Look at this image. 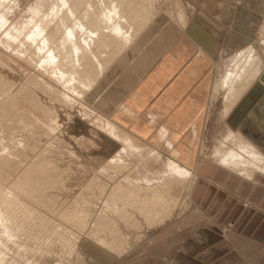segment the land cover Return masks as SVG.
Segmentation results:
<instances>
[{
    "label": "rangeland",
    "instance_id": "obj_1",
    "mask_svg": "<svg viewBox=\"0 0 264 264\" xmlns=\"http://www.w3.org/2000/svg\"><path fill=\"white\" fill-rule=\"evenodd\" d=\"M95 1L92 0L91 16L95 10ZM140 1L133 0L128 5L126 16L129 15V18H123L119 23L128 41L125 43L120 39L121 49L109 61V65L104 64L103 58L107 61V57L113 53L112 36L109 34L108 37L99 39L100 42L87 38L88 43L93 44L91 48H85V53L96 61L102 59V64H96L92 71L98 79L97 84L83 95L78 84L87 78L77 77L75 65L68 63L73 66L66 73L68 80L60 77L54 71L58 59L54 61L55 66L53 62H42L44 56L41 54L44 51L38 46L44 42L45 34L38 38L29 37L35 24L48 26L51 32L55 29L57 19H49L46 14L53 9L56 0H5L1 5L6 8L0 9V13L3 11L1 14L5 15L4 22L0 23V261L4 260L3 264L140 262L142 243L153 238L161 227L171 224L177 215L194 204L188 196L192 179L189 182L181 181L180 177L173 179L167 190L169 196L177 198V205L171 216L158 224L150 226L134 207H128L127 213L131 218L127 221L126 217L119 216L115 210L116 205L122 206L121 201L117 200L118 204L115 205L116 201L112 199L116 188L114 184L121 182L128 189L129 179L131 181L136 177L141 178V185H144L141 189L143 194H140L142 196L153 194V188H149L145 182L149 179L151 187H164L170 178L161 172L171 154L162 152L165 149L156 144L144 142L148 149H154L152 152L161 151L165 161L147 159L150 154L134 150L133 153L124 154L128 160L126 168L105 170L108 161L123 151L125 143L107 131V121L111 120L119 125L117 109L99 106L96 104V97L102 100L113 82L124 76L132 64L137 65L143 57L147 59L152 37L164 33L166 25L169 27L171 24L172 27L184 30L187 24L202 21L196 17L199 0H146L148 12L145 11V14L140 9ZM247 4V0H229L233 15L238 6ZM249 6L251 9L257 8L251 3ZM180 7L185 15L178 21L182 16ZM37 8L42 10L37 11ZM254 12L257 20L247 23L255 29L254 36H243L245 40H236L230 46L232 51H219L214 55L211 65L214 82L227 67L234 66L236 61L237 66L240 64L242 55L236 61L231 59L249 44L257 45L264 60V0L259 3V10ZM138 13L142 16L137 18L135 25L129 22ZM119 18L120 16L115 18V22ZM143 19L146 21H142ZM177 21L184 24L183 28ZM230 21L229 25L225 21L229 33L223 29L226 31L220 34L222 39H229L230 32L238 33L237 26L232 22L233 18ZM87 23H90L89 20ZM128 29L138 30L132 40L126 34ZM8 32L13 39L11 43L8 42L9 46H5L2 38H7ZM86 34V30L81 31L77 37L82 38ZM57 37L60 40L61 35ZM140 38L144 41H139ZM221 44L223 47L227 46L225 41ZM20 47H24L25 52H17ZM61 61L64 66V60ZM259 79L264 87V66ZM45 82L52 87L49 91L43 89L42 84ZM223 100V94H220L204 111L208 118L203 124V152L199 151L196 157V162L211 163L215 168L221 166L209 160L214 159L211 153L228 131L222 118ZM42 104L49 108L47 112L43 110ZM244 117L246 121L240 128L257 142L259 150L264 149V125L256 121L252 111ZM201 171L203 174L207 173L205 167ZM219 172L223 174L219 170L214 174ZM32 187H39L40 192L36 193ZM127 192L123 191L121 195H126ZM104 224L107 226L102 228ZM98 238H105L109 243L122 241L119 247L111 249L99 244Z\"/></svg>",
    "mask_w": 264,
    "mask_h": 264
},
{
    "label": "crops",
    "instance_id": "obj_2",
    "mask_svg": "<svg viewBox=\"0 0 264 264\" xmlns=\"http://www.w3.org/2000/svg\"><path fill=\"white\" fill-rule=\"evenodd\" d=\"M247 1L233 15L229 0H199L196 17L202 21L187 24L184 30L166 25L164 33L152 37L150 54L137 63L133 79L116 88L120 97L110 109H117L121 126L112 122L141 141L165 149L162 152L170 153L189 169L194 168L195 177L190 190L194 204L145 240L142 259L131 264H264V169L257 167L251 175L245 174L214 155L222 143L236 146L226 138L230 132H242L253 139L240 128L249 111L264 125L261 80L253 81L229 104L226 87H218L214 97L216 83L237 68L239 55H244L249 46L258 49L256 44L247 45L232 57L235 65L227 67L214 82V55L232 51L230 46L236 40H245L243 36H254L255 29L247 23L257 20L254 11L259 10L262 0ZM250 3L257 8L251 9ZM232 18L238 33L230 32L229 39H222L220 34L225 33ZM224 41L228 48L222 46ZM220 94L224 97L221 111L228 131L215 146L214 159H209L221 166L215 168L211 163L196 162V157L203 152V124L208 118L204 111ZM203 166L206 174L201 171ZM217 170L223 174H214Z\"/></svg>",
    "mask_w": 264,
    "mask_h": 264
},
{
    "label": "bare ground",
    "instance_id": "obj_3",
    "mask_svg": "<svg viewBox=\"0 0 264 264\" xmlns=\"http://www.w3.org/2000/svg\"><path fill=\"white\" fill-rule=\"evenodd\" d=\"M44 1H48V0H44ZM132 1L133 0H99V1L96 0L94 3L95 10L92 12V16H91L90 13H91L92 0H56V4L53 6V9L50 11L49 14L48 13L46 14L47 18L51 17L52 19H57V22H56L57 25L56 23L54 24L56 25L55 29H53V31L51 32L50 28L48 30V26L46 27L42 24H35V26L31 28L29 37L38 38L40 35L45 34V37L43 40L44 42L42 41L43 43H41L40 46L37 45L38 48L44 51V54H41L44 56V59L41 58L44 60L42 62H46V61H48V63L53 62L54 63L53 65L55 66L54 61L55 59H58L59 62L56 64L57 66H55L54 71L56 74H59L60 77H64L65 80H68V78H66L67 77L66 75L68 74L66 73L70 72L73 67L69 65L68 63L75 65L78 71L77 77L78 78L80 77L81 79L87 78V80H83L82 83L78 84L79 88L81 89L82 95L84 93L86 94L87 90L93 89L98 81V79L94 77L92 71L95 69L96 64L97 65L102 64L101 62L102 59L101 61H96L93 58H90L87 53H85V48L86 47L91 48L93 44V42L88 43L87 38L91 40H99V39L105 38L106 36L108 37L109 34L112 36L113 41H114L111 44L113 46V53L107 57V61L105 58H103L104 64L109 65V61L111 62L114 56L118 54L117 51L121 49L122 43H120V39H122V41H124L125 43H127L128 41L127 37L125 36V33L123 32L124 29H122L119 23L122 22L121 19L126 18L125 20H127L129 18L128 17L129 15L126 16L127 7L129 4L132 3ZM3 2H5V0H0V9L4 8V7H1ZM145 4H146V0H141L139 3L140 9L143 12V14H145V11L147 10V8L145 7ZM84 7L85 9L83 10ZM41 10H42L41 8H37V11H41ZM181 11L182 12L180 15L182 16L178 19V21L182 20L185 15L182 8H181ZM173 13L175 15V12ZM119 16H120L119 21L115 22L114 19L118 18ZM140 16L142 15H139L138 13L137 15H135L133 19H130L129 22L135 25V22H137V18L140 19L139 18ZM4 17L5 15L1 14L0 23L3 21ZM175 19L177 20V18ZM88 20L90 22L89 24L87 23ZM142 21H146V19H143ZM178 21L177 23H179ZM184 22H185V19H184ZM45 24L48 25L47 22H45ZM132 24L129 25V28L131 27ZM179 24H182V23H179ZM89 28H90V31L88 32ZM85 30L87 33L86 36L85 37L83 36L82 38H78L77 37L78 34L81 31L85 32ZM137 31L138 30L136 31L130 30L126 34L132 40L133 38H135ZM10 33L8 32L7 38H2V40H4L5 46H9L10 44H8V42L11 43V40L13 39V36L9 35ZM59 35H61L60 40H58V37H57ZM35 39L34 41L38 40V39L37 40ZM142 40L143 38L139 39V41H142ZM17 52L19 53L25 52L24 47L18 48ZM243 53L245 54L244 55H242V53L240 54L242 56H240V59H239L240 64L237 66V68L230 71L227 75L225 74L223 78L219 82H217L215 85L214 97L216 96V93L218 92V87L220 86L226 87L225 89H226L227 104L231 103L234 97H236L237 95H241V93L244 92L248 88V85L251 84L253 81L257 79L260 80L259 78L261 77V74L263 72L264 60L261 57L260 52L257 48L255 47L253 48L249 46ZM61 60H64L63 61V63H65L64 66L61 65L62 63ZM136 71H137L136 64H132V66L128 69L127 73L124 76L120 77V79L113 82L114 86L111 85L109 87L107 94L103 96L104 98L102 100L97 99L96 97L95 99L96 104H98L99 106L108 107L110 109L111 105L118 102V99L120 97V95L116 91V88L120 84H123L129 81L128 80L129 78L131 79L132 77L133 79V76ZM90 78H92L91 81L89 80ZM1 81H2V77L0 76V83ZM42 86L44 87L43 89L46 91H49L51 87L47 82H45V84H42ZM112 86H113V89H111ZM262 88L264 89V87ZM95 95H98V94H95ZM42 108L46 112L49 110V108L47 106L45 107L43 104H42ZM107 126H108L107 131L110 134L114 135L116 138L124 141L125 145L123 147L122 152L118 153L116 157H113L108 161V164L105 167V170L113 169V168L114 169L115 168H118V169L126 168L128 166V160L125 158L124 154L129 153V152L133 153L134 150L137 153L147 152L148 154H150L149 155L150 157H148L147 159H154L156 161L157 160L165 161L162 158L163 154L161 151L157 150L155 153L152 152V150L154 149L152 148L148 149L147 145L143 141H141V139H138L137 137L133 136L127 131L121 129L119 126L115 125L111 120L107 121ZM247 137L248 136H245L244 134H242V132H239V133L230 132L226 138H229L230 140H232V143L234 142L236 146L234 145L232 146L230 143L228 144L227 142L222 143L223 144L222 147L216 149L214 152V155L217 157V160L221 161L224 164L230 165L235 170L240 171L245 174L253 173L254 169L257 167L258 168L261 167V169H264L260 165V164L264 165L263 164L264 162L261 163L262 161H264V156L261 151L262 149L259 150V147L256 144H254L253 139L251 140ZM178 155L179 154L177 153L176 156ZM112 171L113 170H111V172ZM161 173H164V175L166 174L169 175V178H170L169 182L166 181V184H164V187H158V186L151 187L152 185L150 183L151 179L145 181L148 184L149 188H153V192L151 190V192L153 193L152 195H149V194L146 196L140 195V194H143V192H141V189H142V186L144 185H141L142 184L141 178H138V177H136V179L134 178L131 181L129 179L128 189H126L127 186H124L121 182L114 184L116 185V188L115 190L113 189L114 195L112 199L113 201L114 200L116 201L114 202L115 205L118 204L117 200L119 202L121 201L120 203H122V206L116 205L115 207V210L117 211L118 215L119 216L123 215L124 217L127 218L126 220L128 221V218H131V215L127 213L128 207H131V208L134 207V210H139L141 215L144 216V218L146 219V221L148 222L150 226L154 224H158L164 221L167 217H170L173 212L174 207L177 205V198L169 196L167 193L168 192L167 190L170 188V185H172L173 179L175 178L180 177L181 181L186 180L188 182L189 180L192 179L190 182V188H189V193H188V196H190V190H191V187L193 186L192 183L195 178L194 170L189 169V167L185 165V163H179V161L176 158H174L173 155H169L164 163L163 172ZM142 180L144 181V178ZM30 187L29 189H31ZM33 189L37 191L36 193L40 192L39 187H37V189L32 187V190ZM123 191H128V192L126 195L122 196L121 193ZM105 226L107 225L104 224L102 228H105ZM115 241H112V243L110 241L109 243L105 238H100V239L98 238L97 242L99 244H102L103 246H107V247H110L111 249H115L120 246L122 240L118 242H115ZM3 263H4V260L0 261V264H3Z\"/></svg>",
    "mask_w": 264,
    "mask_h": 264
}]
</instances>
